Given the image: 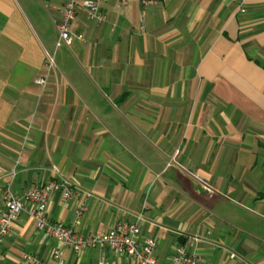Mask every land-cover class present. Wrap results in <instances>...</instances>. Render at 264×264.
<instances>
[{
  "label": "crops",
  "instance_id": "1",
  "mask_svg": "<svg viewBox=\"0 0 264 264\" xmlns=\"http://www.w3.org/2000/svg\"><path fill=\"white\" fill-rule=\"evenodd\" d=\"M68 1L0 0V212L6 191L68 178L47 216L69 225L84 207V236L135 223L158 264L179 246L203 264H264V0H107L103 23L80 9L82 39L56 48ZM29 207L0 264H56L54 249L62 264H137L59 245Z\"/></svg>",
  "mask_w": 264,
  "mask_h": 264
},
{
  "label": "built area",
  "instance_id": "2",
  "mask_svg": "<svg viewBox=\"0 0 264 264\" xmlns=\"http://www.w3.org/2000/svg\"><path fill=\"white\" fill-rule=\"evenodd\" d=\"M238 6L239 12L245 11L246 0H233ZM107 0H69L62 5L59 15L60 21L57 23L58 39L56 48L62 45H69L75 38L81 40L80 34H71L69 25L76 20L78 11L81 9L85 12L87 21L98 24L104 22L105 17L101 7ZM121 4L125 1L121 0ZM45 65L50 68L53 65L52 58H48ZM43 85V78L37 81ZM75 188L68 178H62L60 181L51 180L44 185L34 187L24 191L21 195H14L5 192L3 195L4 210L0 212V242L8 235L10 229L18 220L22 211L25 210V204H29L28 214L35 223L37 229L46 237L55 240L59 245L66 246L78 253L90 248H108L116 255H126L134 260L137 264H158L153 257L156 248V241L153 238H145L139 245L137 237L139 227L135 223L119 222L106 233L89 234L84 236L76 231L79 225V218L85 211L84 207H78L74 211V219L69 225L51 221L47 216V203L53 193L61 196V201L65 203L73 195ZM51 258L56 264H62L59 261V251L54 249ZM23 264H43L37 259L24 255ZM170 264H203L200 256L188 253L183 246L176 248Z\"/></svg>",
  "mask_w": 264,
  "mask_h": 264
}]
</instances>
